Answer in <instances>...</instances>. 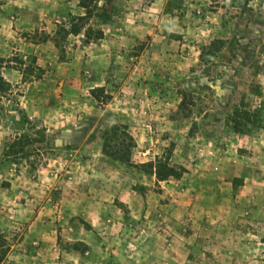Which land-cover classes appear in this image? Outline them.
Returning a JSON list of instances; mask_svg holds the SVG:
<instances>
[{"label": "rangeland", "instance_id": "1", "mask_svg": "<svg viewBox=\"0 0 264 264\" xmlns=\"http://www.w3.org/2000/svg\"><path fill=\"white\" fill-rule=\"evenodd\" d=\"M79 1L0 0V24L56 28L46 63L16 48L45 41L38 29L0 54V264H264V0H84L92 36L138 22L110 59L140 72L98 101L67 34ZM151 30L181 43L152 53ZM117 126L130 165L103 152ZM157 160L182 177L158 180Z\"/></svg>", "mask_w": 264, "mask_h": 264}, {"label": "crops", "instance_id": "2", "mask_svg": "<svg viewBox=\"0 0 264 264\" xmlns=\"http://www.w3.org/2000/svg\"><path fill=\"white\" fill-rule=\"evenodd\" d=\"M161 3L162 7L166 5V0H156V4ZM161 8V7H160ZM48 15V14H46ZM50 18V17H48ZM46 20H44L45 22ZM9 24H0V54H2L6 47H8L9 43H17L20 44V41H17L19 38H15V36H18V31L23 30L28 33L26 36L29 37L30 33L33 34L35 29H38L39 32L43 31L45 34V41L42 42H35L33 43L30 39L24 38L21 43H23L24 46L17 45L19 47L18 51H28L31 53L32 57H36V63H46L49 59L51 52L47 53L49 51V48H54L52 44V37L56 33L55 27H49L44 26L36 28L35 25H31L29 23H18L11 25L9 28ZM121 34H113L112 32L109 34L104 29H102L103 37L97 41H89L88 43H81V41L78 44V86L83 85H92L90 86L91 89L93 88H103L111 87L112 83L115 78L117 80L121 81L120 87L125 88V86H128V78H130L132 75L136 74L135 72H140V70L136 69H130V67L125 68V66L116 65L115 63H111V54L116 52L118 54L124 55L126 52L125 50L121 51L119 49L123 48L126 44L129 45L131 43V40L133 42L132 34L136 33L138 31V22H136V26H124V29L121 30ZM6 32V33H3ZM4 35V36H3ZM74 36V35H72ZM8 37L12 38V40H9ZM77 37L74 36V38ZM78 37H83V34L80 33ZM149 38L151 40L150 47H153L151 49L152 53H161L163 56H169L170 55V45H173V43L180 44L181 40L179 38H173L168 39L167 41H159L157 38H159L156 35L155 30H151L149 32ZM160 43V44H159ZM12 46V45H11ZM23 47V48H21ZM116 48L118 49L116 51ZM124 49V48H123ZM27 52V54H28ZM46 53V54H44ZM77 55L74 54V58H76ZM135 59H140L141 57L136 56ZM130 59H133L131 57ZM51 61V60H50ZM86 64V69H79V66ZM135 68V67H134ZM51 75L52 73L50 71H45L44 75ZM55 77H58L57 74H54ZM152 76V75H151ZM130 85L127 87L129 88ZM142 86H136L135 91L139 93L140 88ZM110 94H112V91H110ZM107 200V199H106ZM82 205L78 206L81 207ZM102 201H94L93 203H90V207L94 208V212L92 211L91 219L98 224L100 221L104 222V220H109L110 215L108 214L107 210V204L104 206ZM35 223V221H34ZM82 241V240H81ZM89 251H85L84 253H87Z\"/></svg>", "mask_w": 264, "mask_h": 264}, {"label": "trees", "instance_id": "3", "mask_svg": "<svg viewBox=\"0 0 264 264\" xmlns=\"http://www.w3.org/2000/svg\"><path fill=\"white\" fill-rule=\"evenodd\" d=\"M82 9L85 10V15L78 16V21L82 24L75 26V24H71L70 29L68 30L67 34H72L74 36L79 35L80 33L83 34V39L85 43L89 41H97L103 37L102 30H98L93 36V30L91 28H85V22L89 17V8L88 5L85 3L84 0H80L78 4ZM0 83H5L3 78L0 76ZM91 96L98 101L100 96L104 95L103 88H94L90 91ZM106 99L110 98V95L105 96ZM185 104V97L182 99L181 105ZM186 109V107H185ZM124 127H115L114 128V136L109 141L104 143L103 145V152L109 158L118 161L125 165H130V159L132 155V149L135 146V142L129 134L126 132L118 133L119 129ZM149 170L147 172L154 174L158 180H165L169 177L174 179H180L183 175L185 170H176L175 168L169 166L165 162L157 160L154 163L148 164ZM72 249L79 253H84L86 251V246L83 245L81 242L75 243L72 245ZM7 252L6 242L4 236L0 233V263L3 261L4 256Z\"/></svg>", "mask_w": 264, "mask_h": 264}]
</instances>
